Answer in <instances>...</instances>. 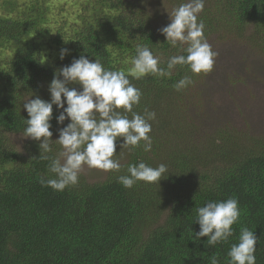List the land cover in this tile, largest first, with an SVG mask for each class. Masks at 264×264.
<instances>
[{
  "label": "trees",
  "instance_id": "1",
  "mask_svg": "<svg viewBox=\"0 0 264 264\" xmlns=\"http://www.w3.org/2000/svg\"><path fill=\"white\" fill-rule=\"evenodd\" d=\"M82 1L70 20L61 16L69 0H0V264H210L214 254L228 264L242 227L256 235V264H264V136L232 122L209 130L202 125L208 73L194 74L188 65H176L170 77L129 76L142 92L133 111L156 113L150 151L143 141L120 147L121 137L114 156L118 171L97 181L79 173L78 183L63 191L39 182L55 176L50 160L38 157L39 141L27 138L17 147L11 136L24 135L27 98L50 100L55 71L83 54L127 72L137 45L149 47L165 69L171 56L186 55L188 45L171 46L141 1ZM164 1L173 10L186 2ZM198 20L213 51L234 41L264 55V0H205ZM62 48L69 49L63 60ZM185 75L193 84L175 90ZM62 110L53 105L51 139L70 122L57 124ZM50 143L47 155L55 158L61 145ZM140 161L164 163L169 173L158 183L125 188L117 177ZM229 197L238 199L240 216L228 241L210 246L207 237L192 239L199 231L196 209Z\"/></svg>",
  "mask_w": 264,
  "mask_h": 264
},
{
  "label": "clouds",
  "instance_id": "2",
  "mask_svg": "<svg viewBox=\"0 0 264 264\" xmlns=\"http://www.w3.org/2000/svg\"><path fill=\"white\" fill-rule=\"evenodd\" d=\"M205 0H186L175 8L171 22L160 28L166 41L173 47L186 43L183 49L186 55H174L167 61V68L160 67V59L144 45L136 46V55L132 58V67L126 71L105 68L99 58L90 60L81 54L73 58L69 65L54 72L48 85L50 100L39 96L26 99L23 108L28 114L24 119L25 128L22 137L39 141V158L50 160L49 171L54 178H40V183L57 191L78 183L79 173L84 165L104 171L119 170L121 164L114 159L117 141L123 138L121 146L138 147L143 141V150L152 149L151 121L156 113L147 107L143 113L133 111L140 103L142 92L135 87L129 76L140 79L148 74L170 77L171 69L176 65H188L194 74H207L214 68L217 52L212 50L205 36V24L198 20L204 10ZM53 33V32H52ZM65 42L69 40H64ZM69 49L62 48L59 58L64 59ZM193 84L190 76H183L174 85L180 91ZM71 85H79V90ZM63 97V99H62ZM53 105L63 109L55 116L57 124L70 122L58 128L57 139L53 136L51 121ZM66 105V107H65ZM123 109V112L117 111ZM128 113H131L129 118ZM99 114V119H97ZM56 140L63 151L53 158L47 155L52 151L51 141ZM168 174L164 163L152 167L143 161L128 166V175L117 177L125 188H131L137 181L158 183ZM239 201L229 197L222 201H208L196 209L195 220L199 231L192 239L207 237L208 245L215 246L227 242L233 235L232 225L240 216ZM257 237L252 229L242 227L237 243H233L227 252L228 264H256ZM210 264H220L217 255L210 257Z\"/></svg>",
  "mask_w": 264,
  "mask_h": 264
},
{
  "label": "rangeland",
  "instance_id": "3",
  "mask_svg": "<svg viewBox=\"0 0 264 264\" xmlns=\"http://www.w3.org/2000/svg\"><path fill=\"white\" fill-rule=\"evenodd\" d=\"M56 3L57 0H50ZM151 17L156 30L168 25L173 12L164 0H139ZM84 1L69 0L61 16H69ZM71 15L68 19L72 20ZM215 65L204 79L205 112L202 125L207 129L232 122L248 133L264 136V55L246 46L237 47L234 41L217 44ZM76 87V86H75ZM78 90L80 86L76 87ZM17 147L25 141L22 135H12ZM64 149L60 146L59 152ZM89 181L104 178L107 171L84 165L80 171Z\"/></svg>",
  "mask_w": 264,
  "mask_h": 264
}]
</instances>
